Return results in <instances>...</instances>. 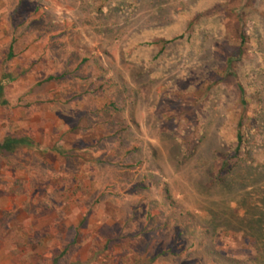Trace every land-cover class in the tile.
Returning a JSON list of instances; mask_svg holds the SVG:
<instances>
[{"label":"rangeland","instance_id":"rangeland-1","mask_svg":"<svg viewBox=\"0 0 264 264\" xmlns=\"http://www.w3.org/2000/svg\"><path fill=\"white\" fill-rule=\"evenodd\" d=\"M1 81L0 264H264L205 192L262 142L264 0H0Z\"/></svg>","mask_w":264,"mask_h":264},{"label":"trees","instance_id":"trees-1","mask_svg":"<svg viewBox=\"0 0 264 264\" xmlns=\"http://www.w3.org/2000/svg\"><path fill=\"white\" fill-rule=\"evenodd\" d=\"M5 77L6 81L13 80L12 77ZM3 83L0 82V104H5L2 100ZM241 101L243 104L244 101ZM243 130L242 123H239L234 154L222 162L212 182L205 187V192L210 195L209 191H212V194H217L219 199L224 201L223 208L217 206L219 212L210 216L213 226L218 227L219 221V225L225 228L237 227L235 233H245L244 237L249 238L254 245L256 256L253 259L264 261V133L260 135L262 142L258 150L250 145L244 149V139L247 143L249 140L250 144L253 139H249ZM32 146L33 142L27 137L6 138L0 141V152L11 153L18 148ZM243 150L247 151L246 156L250 157L251 161L247 162L241 157ZM255 154L259 155L261 160L256 161Z\"/></svg>","mask_w":264,"mask_h":264}]
</instances>
